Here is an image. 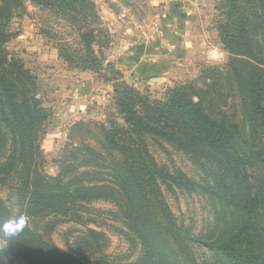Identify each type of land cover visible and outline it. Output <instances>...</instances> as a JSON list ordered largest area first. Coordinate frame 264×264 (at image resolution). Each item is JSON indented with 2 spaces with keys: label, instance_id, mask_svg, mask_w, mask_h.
I'll use <instances>...</instances> for the list:
<instances>
[{
  "label": "trees",
  "instance_id": "trees-1",
  "mask_svg": "<svg viewBox=\"0 0 264 264\" xmlns=\"http://www.w3.org/2000/svg\"><path fill=\"white\" fill-rule=\"evenodd\" d=\"M217 1L220 13L215 25L219 44L230 57L227 67L207 78L211 86L206 92L185 97L180 89L169 88L163 99L152 100L147 91L124 82L121 72L106 62L101 21L90 0H0V137L3 131L7 136L6 155L0 160V223L13 215L30 217V227L7 240L0 258L20 264H113L102 254L104 233L90 227H102L98 218H91L100 214L92 205L107 201L116 211L110 219L121 223L138 246L139 257L126 264H199L194 249L207 253L208 260L202 264H264V183L260 179L264 181V144H252L250 162L245 156L252 167L254 190L244 166L237 169L228 162L222 182L228 176L225 191L234 200L226 201L227 209L220 203L219 212L214 211L209 199L217 194L205 190L214 220L204 234L183 227L166 199L165 191L189 187L190 181L179 171L158 166L146 151L150 138L173 143L177 150L207 151L221 158L236 152L239 161L237 153H243L239 144L246 143L250 117L261 135L259 141L264 142V0ZM27 4L47 12L46 36H51L52 24L62 23L77 38L80 49L71 57L79 62L62 57L80 71H92L111 83L120 115V123L105 129L103 155L87 150L80 159L71 156L56 176L47 175L44 167L41 142L49 112L37 77L6 46L12 17L25 12ZM56 43L69 42L64 38ZM224 96L239 100L241 124L222 106L216 107L214 101L219 103ZM3 191L7 199L1 196ZM63 224L87 228L79 245L92 249L95 257L79 259L55 245L52 233Z\"/></svg>",
  "mask_w": 264,
  "mask_h": 264
},
{
  "label": "rangeland",
  "instance_id": "rangeland-1",
  "mask_svg": "<svg viewBox=\"0 0 264 264\" xmlns=\"http://www.w3.org/2000/svg\"><path fill=\"white\" fill-rule=\"evenodd\" d=\"M90 1L95 4L101 21L103 37L100 44L107 45L102 51L106 62L113 64V67L121 72L124 82L140 92L147 91L152 100L163 99L169 88L180 89V94L185 97L191 96L194 91L206 92L207 86H211L207 78L216 73L217 69L225 70L228 65L230 57L219 44L215 25L220 13L215 8L217 0H182L188 9L185 15L190 14L193 17V9L200 11L199 17L191 20V26H197L198 31L204 33L205 44L196 51H192L188 60L173 63L160 77L136 76L130 67H126L131 66L130 64L126 62L121 65L116 62L120 59L122 40H136L133 38L135 34L139 41L143 36L142 32H137L134 25L154 27L159 18H162L169 10L172 4L170 0ZM14 14L10 22V35L6 46L8 51L21 59L25 67L37 77L39 93L49 112V118L45 124L46 133L41 142L45 158L44 167L47 175L56 176L68 166L71 156L80 159L87 150L103 155L105 129L108 131L114 123H120L118 120L120 115L117 114L113 101V86L111 83H104L92 71H80L73 63L67 61L69 59L62 57V55L71 57L74 53H78L80 47L77 45V38H73L71 31L62 23L52 24L50 20L53 32L51 36L45 35L44 30H47L49 21L47 12L27 4L25 12ZM191 17L189 18L192 19ZM64 38H68L69 43L64 45L56 43ZM95 50L97 51L98 48L95 47ZM213 52H217L219 58H214ZM72 59L74 62H79L78 57ZM217 92L226 94L221 88H217ZM214 103L216 107L222 106L227 115L235 117V122L241 124L242 108L238 99L224 96L219 98V103L216 101ZM253 122L254 119L250 117L246 137L248 144L240 142L243 153H237L239 161L236 160V152L231 154V157L228 155V158H221L207 151L177 150L173 143L147 138L146 151L155 163L158 166H164L170 172H181L191 183L189 187L182 186L172 189L173 193L167 191L165 193L174 216L192 234H204L214 220L213 209L206 191L224 197L223 201H219L217 196L209 199L214 204V211L219 212L221 204V208L226 210V201L234 200V195L230 191H225L229 185L228 176L226 181L222 182L225 175L221 173H227L224 170L225 162L237 169L243 165L248 172L247 175H251L250 187L253 190L256 188L252 167H249L245 161V156L247 155L250 162L248 153L254 149L252 144L259 145L264 142L259 141L261 135ZM6 138V133L3 131L0 137V160L6 155ZM262 152L264 156V146ZM102 168V171L106 172L107 163L102 164ZM92 171L97 170L92 169ZM260 179L264 183L262 176ZM234 186L237 184L234 183ZM1 196L8 198L6 191H3ZM92 208L100 211L99 217L91 215V218H98L97 222L102 227L100 229L90 227L104 233L106 238L104 243L101 242L102 254L113 264L135 261L139 257L137 243H133L132 236L126 235L128 231L121 223L110 219V214L116 212L113 206L107 201H98L92 205ZM262 211L264 212V208ZM86 230L87 228L75 224L59 225L52 233V239L62 251L79 259H90L95 257L93 250L79 245V238ZM2 249L0 247V253H3ZM194 254L199 264L208 260L205 251L194 249ZM0 264L20 263L15 260L9 261V258L8 260L0 258Z\"/></svg>",
  "mask_w": 264,
  "mask_h": 264
},
{
  "label": "crops",
  "instance_id": "crops-1",
  "mask_svg": "<svg viewBox=\"0 0 264 264\" xmlns=\"http://www.w3.org/2000/svg\"><path fill=\"white\" fill-rule=\"evenodd\" d=\"M170 2L172 4L169 10L159 18L154 27L134 25L138 33L142 32V41H137L135 34L133 38L136 40H122L120 59L116 63L122 65L127 62L131 66L126 67H130L136 76L160 77L173 63L188 60L192 51L205 44L204 33L198 31L197 26H191V20L197 19L200 11L193 9L191 17L190 14L185 15L188 10L185 2L182 0Z\"/></svg>",
  "mask_w": 264,
  "mask_h": 264
},
{
  "label": "clouds",
  "instance_id": "clouds-1",
  "mask_svg": "<svg viewBox=\"0 0 264 264\" xmlns=\"http://www.w3.org/2000/svg\"><path fill=\"white\" fill-rule=\"evenodd\" d=\"M214 58H219L217 52L212 53ZM30 227V217L26 214L13 215L0 223V247H6L7 240L21 234L25 228Z\"/></svg>",
  "mask_w": 264,
  "mask_h": 264
}]
</instances>
